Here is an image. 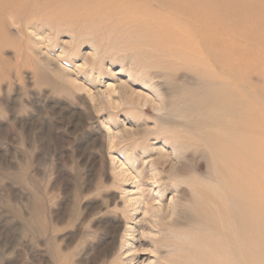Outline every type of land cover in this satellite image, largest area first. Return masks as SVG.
<instances>
[{"label":"rangeland","instance_id":"rangeland-1","mask_svg":"<svg viewBox=\"0 0 264 264\" xmlns=\"http://www.w3.org/2000/svg\"><path fill=\"white\" fill-rule=\"evenodd\" d=\"M44 15L0 24V264L185 263L224 188L210 127L150 104L183 106L197 74L145 67L121 16Z\"/></svg>","mask_w":264,"mask_h":264},{"label":"bare ground","instance_id":"bare-ground-1","mask_svg":"<svg viewBox=\"0 0 264 264\" xmlns=\"http://www.w3.org/2000/svg\"><path fill=\"white\" fill-rule=\"evenodd\" d=\"M22 13L74 22L121 16L134 23L126 44L146 55L145 67H155L158 53L195 71L197 87L181 95L183 106L171 108V97L150 104L190 118L189 127H210L202 139L224 188L213 202L212 235L182 264H264V0H0L1 25L6 14ZM253 73L260 83L252 84Z\"/></svg>","mask_w":264,"mask_h":264}]
</instances>
